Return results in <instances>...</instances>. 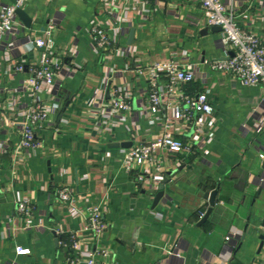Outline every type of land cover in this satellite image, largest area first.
Listing matches in <instances>:
<instances>
[{"label":"crops","instance_id":"0c3cea01","mask_svg":"<svg viewBox=\"0 0 264 264\" xmlns=\"http://www.w3.org/2000/svg\"><path fill=\"white\" fill-rule=\"evenodd\" d=\"M232 2L241 25L264 40V0ZM24 10L33 20L31 27L25 26L14 52L0 51V143L10 147L0 150V264H72L61 241L70 244L73 238L88 249L109 251L98 264H264V90L210 68L209 62L226 56L221 32L202 33L211 27L200 2L35 0ZM112 12L124 19L126 47L145 65L182 54L196 65L188 90L209 93L218 123L205 152L186 156L162 150L159 172L147 164L129 173L122 166L121 145L154 141L161 128L140 116L111 135L96 130L91 111L106 67L86 29L94 19L112 24ZM50 23L56 24L63 79L40 94L52 111L51 126L37 130L41 148L17 153L15 123L33 97L21 89L28 71L11 74V60L25 66L37 62L39 51L30 50L24 38H44ZM131 29L136 31L129 45ZM129 79L136 88L145 85L133 74ZM159 174L167 184L164 198L154 206L161 183L150 189L146 179ZM64 185H72L81 199L78 217H70L58 202L57 190ZM216 190L213 212L201 223L210 208L205 196ZM23 198L34 207L32 229L16 212ZM98 203L107 225L101 237L86 230L87 207ZM229 234L235 237L227 243ZM17 246L29 254L17 255Z\"/></svg>","mask_w":264,"mask_h":264},{"label":"built area","instance_id":"2783aa9c","mask_svg":"<svg viewBox=\"0 0 264 264\" xmlns=\"http://www.w3.org/2000/svg\"><path fill=\"white\" fill-rule=\"evenodd\" d=\"M35 0H14L13 3H0V51L5 47L7 52H14L25 25L17 14L18 9H24ZM203 8L208 27H221L220 44L225 51V59L209 62L212 70L234 76L243 86L261 87L264 90V40L254 32L244 28L240 23V15L236 3L232 0H198ZM114 5V4H113ZM109 4V9L113 10ZM113 23L105 24L94 19L86 29L104 62L105 74L102 89L95 94L91 116L95 118L96 130L113 134L114 128L123 126L130 119L141 118L151 126H159L160 136L150 142L133 140L129 148L121 150L122 166L132 173L138 167L153 164L156 170H161V160L158 154L162 150L178 151L189 156L194 150L203 151L212 141L217 130L216 112L207 91L191 93L189 85L196 79V65L186 54L175 55L170 60L145 65L136 57V51L126 47V31L124 19L117 13H111ZM126 17V16H125ZM124 17V18H125ZM56 24H48L44 38L24 40L30 44V50L39 51V60L25 66L11 60V74L29 73L28 79L21 84V89L33 97V103L20 110V120L15 123L19 141L15 147L21 151L37 150L41 142L37 139V130L51 126L48 109L40 94L54 90L60 82L64 65L57 56L54 32ZM233 53V56L230 54ZM121 61L119 63L118 61ZM133 74L135 81L145 85L136 88L129 75ZM61 78V79H60ZM12 107H15L14 104ZM55 109L58 105L55 104ZM14 109V108H13ZM16 109V108H15ZM166 112V116L163 115ZM257 125L256 130L260 131ZM185 136H190L187 140ZM10 147L0 143V150ZM163 175H157L146 182L149 188L164 181ZM139 177V181H144ZM153 181V183H152ZM57 199L68 210L70 217L81 215L77 198L72 185H64L57 190ZM87 202V200L82 199ZM16 212L26 222L31 224L34 207L30 198L16 202ZM200 216H204L201 213ZM86 230L97 237L105 234L107 225L101 203L88 205ZM234 234L226 237V242L234 239ZM70 250L72 264H98V259L109 255L104 248L88 249L79 240L73 238L70 244L61 241ZM17 255H27L29 250L22 246L15 249Z\"/></svg>","mask_w":264,"mask_h":264},{"label":"water","instance_id":"95a60500","mask_svg":"<svg viewBox=\"0 0 264 264\" xmlns=\"http://www.w3.org/2000/svg\"><path fill=\"white\" fill-rule=\"evenodd\" d=\"M17 14L20 17L21 21L24 23V25L27 28H30L33 20H32V18L29 17L27 12L24 9H18ZM135 31H136L135 29H131V31H130L129 39H128L129 45H131L133 43V40L135 37ZM209 31H212L213 33H217V32H222V29H221V27H211V28H206V30H204L202 33L204 35H207V33ZM230 56H233V53H231ZM121 146H123L124 148H129V147H131V144H128L127 146L123 144ZM117 147H120V146H117ZM166 184H167V181L164 180L159 185V192L156 195L154 206L157 205L164 198V196H165V185ZM216 195H217V190L212 192V193L206 194L205 198L209 200L210 208L208 209V211H207V213H206V215L203 218L201 223L205 222L209 218V216L212 214L213 208L215 207V204H216ZM263 247H264V236H262V243H261L260 249L262 250Z\"/></svg>","mask_w":264,"mask_h":264}]
</instances>
